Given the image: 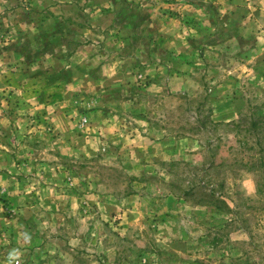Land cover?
<instances>
[{"label": "rangeland", "instance_id": "obj_1", "mask_svg": "<svg viewBox=\"0 0 264 264\" xmlns=\"http://www.w3.org/2000/svg\"><path fill=\"white\" fill-rule=\"evenodd\" d=\"M244 3L0 0V264H264Z\"/></svg>", "mask_w": 264, "mask_h": 264}, {"label": "crops", "instance_id": "obj_2", "mask_svg": "<svg viewBox=\"0 0 264 264\" xmlns=\"http://www.w3.org/2000/svg\"><path fill=\"white\" fill-rule=\"evenodd\" d=\"M244 2H245L244 3L245 5H243V8L245 11H247L245 13L246 16L245 17H243V16L239 17L235 14L236 15L235 18H233L232 16L230 18H228L227 25L229 27H231L230 31H231V33L233 32L235 35H236L237 31L239 32V31H241V29L243 30V28L246 27L247 28L246 31L243 30V32L247 38H249L254 33L253 28H255V26H258L259 28L255 31L259 30V32L257 34V38H261L264 35V29H262V27L260 26V25L263 26V23H261L263 21L260 19L253 18L252 12L259 11L263 14L264 0H244ZM234 7L237 9V6H234ZM223 8H224V6H219L217 10L221 11ZM229 8H233V7L229 6ZM128 9H130V7H128ZM224 9H226V8H224ZM219 15L221 16V14H219ZM220 21L221 20H219V22ZM132 23H133V25H137L134 20L132 21ZM123 25H125V24H123ZM218 25H219V23L214 24V26H218ZM238 27H242V28H240V30H239V29H237ZM135 29H136V27H135ZM253 36H254V34H253ZM136 37H137V35L135 33L132 35L131 38H132V40H134V38H136ZM121 42H122L121 46H123L125 41L121 40ZM121 59L124 60L125 57L123 56V58H121ZM0 181L6 182V181H8V179L6 178V176L4 174L3 175L0 174Z\"/></svg>", "mask_w": 264, "mask_h": 264}, {"label": "clouds", "instance_id": "obj_3", "mask_svg": "<svg viewBox=\"0 0 264 264\" xmlns=\"http://www.w3.org/2000/svg\"><path fill=\"white\" fill-rule=\"evenodd\" d=\"M16 256V250H13L12 252H10L9 254V259L11 260L12 258H14Z\"/></svg>", "mask_w": 264, "mask_h": 264}]
</instances>
